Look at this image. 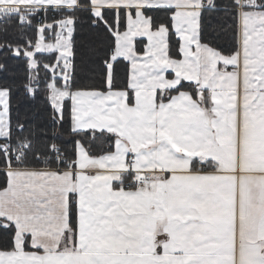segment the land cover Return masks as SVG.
<instances>
[{"label": "crops", "instance_id": "crops-1", "mask_svg": "<svg viewBox=\"0 0 264 264\" xmlns=\"http://www.w3.org/2000/svg\"><path fill=\"white\" fill-rule=\"evenodd\" d=\"M238 2L241 48L227 57L192 40L203 0H91L97 15L107 8L126 12L112 60L129 63V90L71 91L52 83L67 96L57 107L50 87V99L57 110L70 99L76 126L108 132L116 137L114 147L93 156L78 142L76 161L59 171L9 164V186L23 178L47 179L63 195L55 215L10 201L0 205V218L14 224L17 238V251L0 257L20 264H241L250 259L249 248L264 256V7L260 0ZM80 4L0 0L17 11ZM161 4L175 6L179 58L170 56L168 28L153 29L145 12ZM181 23L188 24L185 32L178 30ZM220 61L224 66L218 67ZM181 81L197 84V94L170 95ZM257 97L259 107L248 108ZM185 128L188 134L179 135ZM130 154L131 172L142 185L125 191L116 185L129 173ZM70 193L81 209L75 248ZM29 234L40 251L20 248ZM84 242L88 248L81 250Z\"/></svg>", "mask_w": 264, "mask_h": 264}, {"label": "snow or ice", "instance_id": "snow-or-ice-1", "mask_svg": "<svg viewBox=\"0 0 264 264\" xmlns=\"http://www.w3.org/2000/svg\"><path fill=\"white\" fill-rule=\"evenodd\" d=\"M235 3V0H231ZM79 3L91 4V0H79ZM219 0H203L200 7V12L196 19L199 27L196 29L192 40H198L200 44L207 45L209 48H213L216 52H219L222 56L231 57L237 54L241 48L240 34L235 22V13L232 14L227 21L218 20L215 17L207 16L205 13L216 12L226 13L228 8L218 6ZM260 7H264V0H260ZM77 10V6L71 7L67 5H61L56 8L52 5H47L44 8H39L35 13L30 15L39 17V23H45L50 27H45L43 30L44 41L47 43L49 40L56 42L61 37H68L67 44H61V48L71 46V56L61 58V62L57 63V69L61 75L57 76L58 82H63V73L65 69L62 67L64 59L70 60L72 64V70L69 74L67 86L76 89L77 81L85 82L89 90L91 82L96 78L98 73L103 74L101 80L102 87L100 91H107V74L108 65H112V77H113V89L117 86L115 84L116 79L119 77L118 64L123 62L122 57H117L115 61L111 58L112 49L115 48L116 37L112 35L114 31H123L126 28V21L124 19L116 21L113 14L112 19H108L107 13L109 9H104L102 16H97L91 12V9H81L86 13L85 16H73L71 26L67 23L61 27L59 21L64 18L63 14L71 15ZM175 11V6L171 4L156 5L152 8H145L146 13L155 12L156 15L151 16L153 29L157 25L162 24L168 28L172 34L175 45L177 48L180 44V36L176 34L177 29L175 24L180 23L174 21L171 13ZM93 21H95L93 23ZM111 29V31H110ZM188 29L187 23H181L179 27L180 32H185ZM105 33L109 41L111 42L107 48H104L103 44L99 42V34ZM190 34V33H188ZM85 36L87 40L85 41ZM140 43H144V40H140ZM195 44H189V48L195 51ZM7 49H0V52ZM177 56L181 54L176 53ZM44 55L43 53H36L37 57ZM23 56V53H21ZM59 56V51L53 54V59ZM11 59L19 60L20 57H11ZM24 63H27V57H23ZM224 66L223 62H218V67ZM229 69L234 65H227ZM18 65L13 66L9 70L8 65L5 63L3 67H0V79H7L8 75H14ZM26 72H30L31 69L25 67ZM47 71V70H46ZM55 71V70H54ZM7 73L8 75H4ZM51 75V74H49ZM255 82V81H253ZM24 83L28 84V87H32L29 83V77H24ZM36 83L34 90L29 93L28 87L23 84L19 88H12L9 85L0 82V90L7 88V128L8 135H0V205L5 202H12L21 206L30 207L34 209H45L52 215L56 214L57 205L61 202L60 197L63 195L56 189L52 183L47 179H28L23 178L16 184L9 186L8 174L4 170L9 163L13 167H32V162L38 163L40 166L55 164L60 167H65L71 163L68 156L71 155L75 158V145L79 142L85 147H98L103 144V140L100 139L103 130L85 129L77 127L72 118V109L69 101H65L63 107L60 110L53 107L52 103L48 102L47 96H40L39 98L45 101L43 108L35 106L34 102L39 96V83ZM186 82L181 81L182 87ZM171 91V90H170ZM207 91V89H206ZM21 92H23V98H20ZM19 98V99H18ZM171 97H169L170 99ZM256 100H253L251 104L247 105L248 108H252L253 105H257ZM4 98L0 97V120L4 119ZM15 101V102H14ZM212 106L217 111L222 110V105H217L214 102ZM259 107V105H257ZM255 111V109H253ZM214 119L215 116H214ZM219 124V120H216ZM3 125L0 124V129ZM190 129H181L179 135H186ZM7 153V155H6ZM63 156V159L60 157ZM75 167V165H72ZM135 174L129 170L128 175L122 179L119 183L123 184L125 191L129 187H135L138 183L133 176ZM127 181V183H125ZM115 183V182H114ZM7 189V191H5ZM73 194H69L71 197ZM81 209L76 207L74 201L70 200L69 207V223L73 228L72 247H76L81 243L79 239L78 231V214ZM67 235V230H65ZM30 234L22 239L20 248L24 251H40L39 246H35L30 243ZM87 240V234L85 233V241ZM88 248L87 242L83 243L81 250ZM17 251V238L15 231L10 227H4L0 224V253H13ZM250 254L248 261H241V264H264V256L259 255L253 249H247ZM0 264H20L19 261H9L3 257H0ZM82 264H101L100 261H84Z\"/></svg>", "mask_w": 264, "mask_h": 264}, {"label": "trees", "instance_id": "trees-1", "mask_svg": "<svg viewBox=\"0 0 264 264\" xmlns=\"http://www.w3.org/2000/svg\"><path fill=\"white\" fill-rule=\"evenodd\" d=\"M218 6H220V7L226 6L228 8V12H226V13L209 12V13H205V17L212 16V17L217 18L218 20L227 21L230 17H232V14L235 13V22H236L237 28L239 30V10H238V8L240 5H239L238 0H235V3H232L231 0H219ZM89 8L91 9V12L95 13V10L93 9L92 4L83 3V4H80V6L77 7V10L75 12H73L71 15H69V14H67V12H65L63 14L64 18L62 20L66 19V18H70L72 20L73 16L83 17L86 15V13L83 11H80V10L81 9H89ZM107 9H109V8H107ZM109 10H112V11L104 13V9H103L99 15H97L96 13H95V15L102 16V13H104V15L108 16V19H112L113 14H114L117 22L121 19H124L126 21V12L124 9H120V10L109 9ZM36 11H37V9L33 10L32 13H35ZM146 14L150 17L153 15H156L155 12L146 13ZM0 16L5 17L4 21L0 24V49H7L6 51L0 52V67H3L4 64L6 63L9 67V70H11L13 66L18 65V68H17L14 75H8L7 73H5L4 75H8V78L7 79H0V82L7 84L14 89L19 88L22 84L25 87H28V84L24 83V77L27 75L29 77V83L32 84V87H28L29 93H31L34 90V88L36 87L35 82H38L40 91H39V96H38L37 100L34 102L35 106H37L38 108H43L45 105V101L40 99L39 98L40 96H47L48 102L52 103L51 99H50V85L53 82L57 87L67 88L71 91L88 88V85L82 81H77V86H76L75 90H73L72 88L67 86L68 80L63 79L62 83L57 81V79H56L57 76H54V72L51 70V67H53L58 60V56L55 57V60L53 59V54L56 53L57 51L36 52V53H43L44 55L37 57L36 53H35L34 58L37 62V67L35 69V72H33L32 70L30 72H26L25 67H27L28 69H31L30 58L26 55V51H33L34 50V47L38 42L40 32H41V30H40L41 25L38 22L39 17L30 15V13H28L27 10H22V9L16 13L12 12V15H10V16L9 15H0ZM94 22L95 21H93V23ZM126 25H127V23H126ZM160 25H162V24L157 25V27H159ZM44 26L50 27V25L45 24V23H44ZM110 31H111V29H110ZM115 33H116V31L112 32V35L116 37ZM239 34H240V32H239ZM86 40H87V36H85V41ZM139 41L140 40H138V42H137V49L139 52H142L144 50L145 40H144V43H140ZM99 42H101L103 44L104 48H107L111 43L107 37V34H105V33L99 34ZM115 46H116V43H115ZM113 50H114V48L112 49V52H113ZM112 52H111V58H112ZM169 52H170V56H172L174 58L180 57V56H177V54H176L177 52L180 53V44H179V47L177 48V46L175 45L174 38L170 32H169ZM21 53H23V56H21ZM13 56L20 57V59L19 60L11 59V57H13ZM23 57H27L26 65L24 63ZM70 65H71L70 66L71 68L69 70V74L71 73V70H72L71 61H70ZM118 68H119L120 74H119V77L115 81V84L117 86L115 89L129 90V84H128L129 63L127 61L123 60V62L118 64ZM110 71L112 73V66H111V70H110V64H109L108 65V74H107V84L109 86L108 90L113 89V87H112V85H113L112 75H111V81L109 82ZM32 72H33V75H36L35 80L32 79ZM49 74H51V75H49ZM102 79H103V74L98 73L96 78L91 82V87L89 90H99L102 87V84H101ZM5 89L7 90V88H5ZM181 90H188V91L192 92L193 95H196L197 91H198V86H197V84H194L191 82H186L182 87H177L176 89L168 91V93L170 95H173L175 93H178ZM20 98H23V92H21ZM65 101H69V104L71 106L70 99H67ZM115 138L116 137H113L111 134L104 131V132H102V135L100 137V139L103 140V144L98 146V147H86V149L93 156L101 155L103 153L109 152L114 147ZM77 145H78V143L75 145V158L73 159L71 155L68 156V159L71 161V163L76 161ZM32 163L34 166H32L31 168L42 167L36 162H32ZM71 163H69V164H71ZM9 164H11V163H9ZM9 164H8V166H9ZM69 164H67V166H65L63 168L68 167ZM45 166L58 167L55 164L45 165ZM6 168L4 169L5 171H6ZM126 176L127 175H125L124 178ZM133 179H135V180L137 179L136 175L133 176ZM125 183H127V181H125ZM117 184L118 185H116V186H122L123 185L120 183H117ZM129 188H133V187H129ZM136 188H137V186L135 185V187L133 189H136ZM71 200L74 201L76 204V197L74 195L71 196ZM76 207H77V204H76ZM0 224H2L4 227H10L12 230L15 231V235H16V229L14 227V224L6 222V220H4L3 218H0ZM70 227L72 228L71 224H70Z\"/></svg>", "mask_w": 264, "mask_h": 264}, {"label": "rangeland", "instance_id": "rangeland-1", "mask_svg": "<svg viewBox=\"0 0 264 264\" xmlns=\"http://www.w3.org/2000/svg\"><path fill=\"white\" fill-rule=\"evenodd\" d=\"M22 10H27L28 13H32L33 10H36L38 8H35V7H28L26 9L24 8H21ZM33 9V10H32ZM18 12L16 9H15V6L13 7H6V6H0V15H12V12ZM8 16V17H9ZM71 19L70 18H66L64 20H61L59 21L61 27H63V25L65 23H67L69 25V27L71 26ZM45 26H40V36H39V39H38V42L37 44L35 45L34 47V50L33 51H26V55L30 58V66H31V70L33 72H35V69L37 67V62L34 58V54L36 52H53V51H59V54H60V60H57L56 64L51 67V70L54 72V76H60L61 73L56 70L57 69V63H60L61 62V58L63 57H68L71 56V46H67V47H64V48H61V44H67L68 42V37H61L60 39H58L56 42H53L51 40H49L47 43H45L44 41V36H43V30H44ZM69 61L67 59H64L63 62H62V67L65 69L64 73L62 74L63 75V79L67 78V71L69 69V66L68 64L70 65V63H68ZM55 70V71H54ZM33 72H32V79L35 80L36 79V75H33ZM54 83V82H53ZM50 87L53 88V101L55 102L54 104H56L57 107L60 106L61 103H63V100L66 98L67 96V92L65 91H62L61 89H58L55 87L54 84L51 83ZM7 96H8V90L6 89H3V90H0V97H3L4 100V119L0 120V124L3 125V128L0 129V135H4V136H7L8 135V128H7V119H6V115H7Z\"/></svg>", "mask_w": 264, "mask_h": 264}, {"label": "built area", "instance_id": "built-area-1", "mask_svg": "<svg viewBox=\"0 0 264 264\" xmlns=\"http://www.w3.org/2000/svg\"><path fill=\"white\" fill-rule=\"evenodd\" d=\"M16 13V11H14ZM4 18L3 16H0V24L4 21ZM41 26L44 25V23H40ZM111 64V63H110ZM7 155V153H6ZM60 159H63V157L61 156ZM135 159V155L134 154H130L129 155V158H128V167H130V170H131V167H132V164H133V161ZM132 171V170H131ZM138 183L136 184L137 186H141L142 185V181H137Z\"/></svg>", "mask_w": 264, "mask_h": 264}]
</instances>
